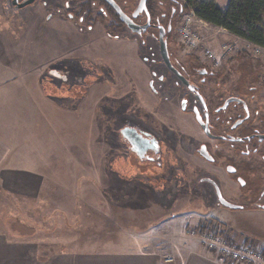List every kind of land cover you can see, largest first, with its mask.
<instances>
[{
	"label": "crops",
	"instance_id": "crops-1",
	"mask_svg": "<svg viewBox=\"0 0 264 264\" xmlns=\"http://www.w3.org/2000/svg\"><path fill=\"white\" fill-rule=\"evenodd\" d=\"M213 1L222 10L229 2L220 7L218 0ZM4 46L0 47V72L7 74L0 80V264H219L201 238L187 232L185 222L176 217L135 233L111 218L113 209L103 206L102 198L112 178L109 163L95 164L92 159L103 145L94 141L92 97L80 99L75 110L68 88L57 94L63 103L56 104L51 98L54 90H46L43 78L53 53L39 61L37 51L25 54L8 42ZM88 95H93L91 90ZM77 141L90 154L88 166L76 157ZM79 165L89 167V173L77 176ZM98 183H102L99 189ZM95 189L98 198H89L86 192L93 194ZM112 219L115 223H110ZM111 229L123 237L102 241L103 233Z\"/></svg>",
	"mask_w": 264,
	"mask_h": 264
},
{
	"label": "flooded vegetation",
	"instance_id": "flooded-vegetation-1",
	"mask_svg": "<svg viewBox=\"0 0 264 264\" xmlns=\"http://www.w3.org/2000/svg\"><path fill=\"white\" fill-rule=\"evenodd\" d=\"M26 1L1 0V3L15 10L11 18L28 16L24 12L29 7H33V12L36 6L45 10L47 5V0H35L20 7ZM88 1L91 0H79L80 12L81 6ZM155 3L158 11L149 14V27L139 33L130 31L119 18L120 23L105 16L93 21L94 18H87L85 10L81 12L84 16L74 18L78 25H87L88 31L99 24L107 35L116 39L121 37L118 31L125 29L135 37L136 55L149 69L146 91L153 101L150 98L144 101L140 112V99L132 86L134 90L127 99L132 100V105L113 114L114 127L104 134V143L116 151L108 158L109 165L126 167L112 173H117L118 180H129L130 184L140 180L151 187L150 180L155 177L153 192L160 193L168 188L174 197L180 194L185 204L195 201L207 214L222 213V210L264 211L263 83L252 81L244 72L237 79L217 72L192 52L174 46L178 45L175 27L181 20L183 5L178 0H155ZM130 5H133L131 1ZM67 6L63 3L62 8L67 11ZM133 10L126 11L130 12L127 15L131 16ZM67 19L74 20L71 15ZM132 20L139 27L147 22L145 14ZM162 43L168 63L160 51ZM148 46H154L157 58L149 55ZM83 60L81 64L91 75L94 62ZM51 72L56 81H68L70 73L64 67H54ZM104 78L106 82L114 79L117 84L118 79L111 75ZM82 79L88 81L91 77L84 75ZM112 95L107 92L103 95L104 101L124 102V95L123 98ZM127 166H151L153 169L126 179L124 175L134 172Z\"/></svg>",
	"mask_w": 264,
	"mask_h": 264
},
{
	"label": "rangeland",
	"instance_id": "rangeland-1",
	"mask_svg": "<svg viewBox=\"0 0 264 264\" xmlns=\"http://www.w3.org/2000/svg\"><path fill=\"white\" fill-rule=\"evenodd\" d=\"M130 1L133 3L132 6L130 5ZM178 1L180 4L186 5V0ZM78 2L79 0L77 2L75 0H47L45 10L36 6L32 12L33 7H29L24 12H27L28 16L21 15L11 18L15 14V10L7 5H2L0 0V47H6L4 45L8 42L13 49L23 50L25 54H29V51L31 52L32 50L37 51L39 61L44 59L43 56L53 53L54 58L49 62L51 65L46 68V75L43 77L45 78L44 86L46 90H54L51 98L56 104L63 103L62 98L57 94H63L69 88L71 94L73 93L71 103L74 105L72 107H75V110L79 106L80 99L82 100L87 96L86 99L89 101L92 97L91 113L94 126V141L98 143L99 141L103 142V145H101L102 150L96 149L92 159L95 164H102V162L106 161L108 163L107 158H111L112 155L114 156L116 151L110 150L104 143L103 137L106 131L108 132L110 128L114 127L115 120L113 114L124 110V107L128 104L132 105V100L127 99L134 89L135 96L140 99V102L138 101L140 103V106H138L140 112H142V106L145 104L143 103L144 101H149L150 99L153 101V98H150L149 93L146 91L149 69L136 55L135 37L125 29L118 31L117 34L121 37L116 39L112 35H107L106 31L99 24L94 25L91 29L92 31H88L85 28L87 25H78L74 18L84 16V13L79 11ZM91 2L94 13H102L103 16L112 18L98 1L91 0ZM115 2L121 8L123 7L125 11L131 12L137 6L139 0H115ZM63 3L68 4L67 11L62 8ZM224 3L225 0H218L220 7ZM162 11H165L164 7ZM130 12L125 13L129 15ZM191 12L189 8H186L180 17L181 20L178 21L175 27V42H178V45H173L180 47L184 51L192 52L202 61H206V58L203 56V50H209L214 56V61L207 62L211 68L217 70V72H225L235 79L241 78V74L244 72L246 75H249L247 78H250L254 82L258 80L263 83L264 87V49H259L229 34L227 31L200 21L195 17L192 21L193 31L200 36L201 43L198 47L194 45L193 47L187 46V39L183 38L179 33V29L184 18L191 15ZM30 13L36 18H31ZM49 14L51 15L50 19L48 18ZM69 15L74 20L67 19ZM42 16L44 18H40ZM89 18L92 17L90 16ZM4 36H6L5 39ZM148 48L149 55L152 54V58H157V55L154 54V46H148ZM30 57L28 55L29 59ZM81 59L95 61V65H92L94 69L92 67L91 75H89L87 68L81 64ZM82 63L84 64V60ZM54 67L60 69L64 67L66 70H69L70 75H68L67 82L56 81L50 76L51 69ZM74 68L76 69L74 70ZM106 72L108 76L111 75L113 78L118 79L116 85L114 84V79L106 82L104 78L107 75ZM84 75L91 77V80L84 81L82 79ZM5 76H7L6 73L2 74L0 72V80L4 79ZM77 76H79V80ZM132 86L134 89H131ZM89 90L92 91V96L88 95ZM106 90H108L109 96L118 94L123 98L124 95V102L120 103L119 101L118 104L113 99L105 102L103 95L106 94ZM101 91H103L102 94ZM116 91L119 92L116 93ZM262 91L264 95V88ZM78 147L77 159L82 161L85 159L83 163L88 166L89 152L85 151L83 143L78 145ZM87 166H76V175L80 176L89 173V167ZM116 167L120 170H125L126 168L125 166ZM127 167L131 168L134 172L124 175L123 178L126 179H131L132 176L139 177L142 175L141 172L153 169L151 166ZM109 177L112 178H108L109 181L106 183L108 187L105 190L108 194L106 196L102 193V198H104L103 206L113 209L112 212L115 215H111V218H116L120 225H125V230L133 229L134 233L141 232L150 229L154 225L164 221V219L176 217L173 219H178V222H185L187 232L200 237L201 232H204V229L201 228L205 226L203 223L214 219L220 225L219 228L222 231V235L231 244H252L264 248V211L222 210V213L207 214L195 201L189 200L185 204V198H182L180 194L174 197L172 195L173 192L171 190L168 191V188L166 191L160 193L153 192L152 188L154 185L156 186L155 177H152V180H150L152 187L144 181L140 182V180L133 181L132 184L135 185L132 186V184L127 182L129 180H118L117 176L110 171ZM95 185L99 189L102 183ZM120 186L123 189H120ZM96 190H94V193ZM86 193L89 198H98V193H93L94 195L90 192ZM121 209H124L125 212ZM14 214L13 216H15ZM14 218L12 222H15ZM114 219L110 220V223H115ZM155 228L157 230L160 229L158 227ZM131 230L130 233L133 232ZM96 232L94 231V233ZM110 232L108 234L103 233L104 237H102V241L123 237L119 236L120 232L113 230Z\"/></svg>",
	"mask_w": 264,
	"mask_h": 264
},
{
	"label": "trees",
	"instance_id": "trees-1",
	"mask_svg": "<svg viewBox=\"0 0 264 264\" xmlns=\"http://www.w3.org/2000/svg\"><path fill=\"white\" fill-rule=\"evenodd\" d=\"M96 1L104 6L112 18L120 23L117 19L118 16L105 2L102 0ZM91 3V1L84 3L81 6V12L85 10L88 18L90 16L94 18L93 21L104 18L102 13H94ZM154 4L156 5L155 0H147L146 2V7L150 15L159 9ZM186 8H189L198 20L221 28L255 47L264 49V0H229L223 10L216 7L213 0H186V5H183L182 14ZM122 9L126 12L123 7ZM110 172H118V168L116 166H110ZM112 174L118 176L117 173Z\"/></svg>",
	"mask_w": 264,
	"mask_h": 264
},
{
	"label": "built area",
	"instance_id": "built-area-1",
	"mask_svg": "<svg viewBox=\"0 0 264 264\" xmlns=\"http://www.w3.org/2000/svg\"><path fill=\"white\" fill-rule=\"evenodd\" d=\"M193 18V13L185 17L179 29V33L184 39H187L188 47H193V45L198 47L201 43L200 36L193 31ZM203 56L206 58L205 62L214 61V56L209 50H203ZM219 227L220 225L215 220H208L202 227L204 232H201L200 236L205 249L214 256L219 264H264V248L262 246L231 244L222 235Z\"/></svg>",
	"mask_w": 264,
	"mask_h": 264
},
{
	"label": "water",
	"instance_id": "water-1",
	"mask_svg": "<svg viewBox=\"0 0 264 264\" xmlns=\"http://www.w3.org/2000/svg\"><path fill=\"white\" fill-rule=\"evenodd\" d=\"M35 0H27L25 3H23L20 7H24L26 5H30L33 3ZM118 16L121 22H123L126 27L132 31V32H137L139 33L141 30L145 31L149 27V21H150V16L148 13V10L146 8V1L147 0H139L136 8L133 10L131 16H128L122 8L115 2V0H103ZM15 2V1H14ZM139 14H145L147 18V22L145 25L139 27L138 25L134 24L133 18H137ZM160 51L162 54V57L166 63H168V58L166 54V49L164 43L161 44L160 46ZM131 142H134L132 139L130 140Z\"/></svg>",
	"mask_w": 264,
	"mask_h": 264
},
{
	"label": "snow or ice",
	"instance_id": "snow-or-ice-1",
	"mask_svg": "<svg viewBox=\"0 0 264 264\" xmlns=\"http://www.w3.org/2000/svg\"><path fill=\"white\" fill-rule=\"evenodd\" d=\"M241 183H243V181H241Z\"/></svg>",
	"mask_w": 264,
	"mask_h": 264
}]
</instances>
